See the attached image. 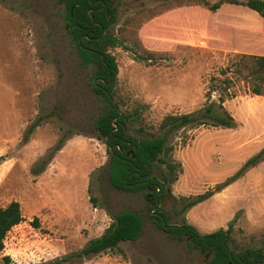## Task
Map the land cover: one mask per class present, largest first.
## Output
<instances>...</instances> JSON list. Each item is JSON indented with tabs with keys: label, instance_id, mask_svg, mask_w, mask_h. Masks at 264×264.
<instances>
[{
	"label": "rangeland",
	"instance_id": "1",
	"mask_svg": "<svg viewBox=\"0 0 264 264\" xmlns=\"http://www.w3.org/2000/svg\"><path fill=\"white\" fill-rule=\"evenodd\" d=\"M231 1L249 0L121 1L114 30L124 46L109 51L118 63L113 94L127 134L150 138L161 133L168 115L219 104L224 79H233L222 97L235 127L199 126L174 134L170 161L177 171L156 163L152 175L170 183L154 206L148 190L125 193L110 184V155L95 129L102 102L92 86L94 67L80 64L64 5L0 0V208L18 201L24 215L7 235L0 264H7L6 257L10 264H210L212 252L168 231L184 220L202 234L233 223L231 248L264 254V161L185 209L264 151V96L250 92L256 84L255 77L246 79L250 69L242 66L240 74L234 66L238 55H264V18ZM124 211L143 218L141 238L85 255L112 216ZM159 215L166 217L163 229Z\"/></svg>",
	"mask_w": 264,
	"mask_h": 264
},
{
	"label": "trees",
	"instance_id": "2",
	"mask_svg": "<svg viewBox=\"0 0 264 264\" xmlns=\"http://www.w3.org/2000/svg\"><path fill=\"white\" fill-rule=\"evenodd\" d=\"M64 5L65 26L71 41L75 44L80 64L83 67H94L93 90L102 102V113L96 120L95 129L100 134L99 140L104 141L110 155L108 178L113 188L125 193L146 192L147 198L157 206L164 199L166 183L170 178L165 177L164 182L152 175L156 163L163 164L171 174L176 173L178 165L170 161L174 146L169 143L170 138L181 130L199 126H213L234 128L236 121L224 106L223 94H227L233 79L227 77L223 81L222 94L219 104L210 103L200 110L178 115L166 116L160 124V134H149L150 138L140 140L126 133V116L120 112L119 105L114 98V87L118 78V63L109 49L123 47V42L115 34L118 21V12L122 0H58ZM243 5L257 12L264 18V0H249L246 3L231 1ZM220 5H214L212 10H217ZM239 61L234 63L242 74V66L250 69L246 79L255 77L256 84L250 89L255 96H264V55L241 54ZM229 69L221 71V76H227ZM217 80L216 78L214 79ZM212 87L207 97H211ZM231 96V95H230ZM233 97V95H232ZM115 120V122H114ZM33 129H30L32 132ZM102 136L105 137L103 140ZM65 138L55 147L59 151L63 147ZM264 161V151L250 159L234 178L224 184H219L213 191L192 198L185 209L209 199L222 192L226 186L244 174L248 167H254ZM182 170V168L180 167ZM167 190H171L168 185ZM93 204L96 199L91 197ZM160 228H165L166 217H155ZM37 218L35 223L37 225ZM24 221L21 204L11 202L8 206L0 208V253L4 249V240L8 233ZM143 218L137 212L124 211L112 216V222L105 232L94 239L87 248L85 255L103 254L119 248L123 242H135L143 234ZM233 223L227 230H218L213 233L202 234L194 225L184 220L182 225L173 226L168 231L173 238H190L189 245L193 248L212 252L210 264H264L262 251L245 250L235 252L230 245ZM10 264V258H5ZM42 264H56L47 262Z\"/></svg>",
	"mask_w": 264,
	"mask_h": 264
},
{
	"label": "built area",
	"instance_id": "3",
	"mask_svg": "<svg viewBox=\"0 0 264 264\" xmlns=\"http://www.w3.org/2000/svg\"><path fill=\"white\" fill-rule=\"evenodd\" d=\"M7 238H8V237L6 236V238H5V240H4V250L6 249V244H7L6 241H7Z\"/></svg>",
	"mask_w": 264,
	"mask_h": 264
},
{
	"label": "water",
	"instance_id": "4",
	"mask_svg": "<svg viewBox=\"0 0 264 264\" xmlns=\"http://www.w3.org/2000/svg\"><path fill=\"white\" fill-rule=\"evenodd\" d=\"M114 122H115V120H114ZM164 225H165V223H164Z\"/></svg>",
	"mask_w": 264,
	"mask_h": 264
}]
</instances>
